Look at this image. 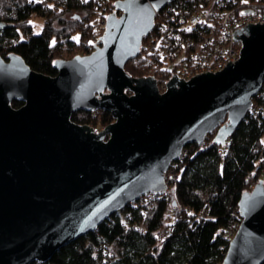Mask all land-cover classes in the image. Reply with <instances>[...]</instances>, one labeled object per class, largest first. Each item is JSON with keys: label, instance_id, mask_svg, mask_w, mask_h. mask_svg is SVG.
Masks as SVG:
<instances>
[{"label": "water", "instance_id": "water-1", "mask_svg": "<svg viewBox=\"0 0 264 264\" xmlns=\"http://www.w3.org/2000/svg\"><path fill=\"white\" fill-rule=\"evenodd\" d=\"M171 1L117 0L100 44L56 59V75L18 53L0 55V264L48 261L127 204L165 191V172L188 144L214 132L226 145L248 115L264 84V22L233 32L236 61L189 79L173 73L163 91L156 76L126 70ZM99 108L115 118L101 130L72 119ZM239 209L221 264H263L264 179Z\"/></svg>", "mask_w": 264, "mask_h": 264}, {"label": "trees", "instance_id": "trees-1", "mask_svg": "<svg viewBox=\"0 0 264 264\" xmlns=\"http://www.w3.org/2000/svg\"><path fill=\"white\" fill-rule=\"evenodd\" d=\"M116 1L50 0L44 7L36 0H0V21L8 24L0 30V55L18 53L33 69L56 75L54 61L66 50H90L100 44L99 11ZM183 2L184 9H194L200 0ZM34 16L44 18L38 34L33 33ZM125 68L134 76L150 74L143 51ZM157 77L160 84L165 80ZM260 93L253 100L264 106ZM22 103L13 101L17 107ZM72 119L97 130L115 118L110 110L99 108L76 111ZM247 119L225 146L214 142V132L202 144H188L187 166L168 197L157 195L151 206L141 203L142 198L138 205L131 202L95 230L66 243L48 261L31 264H221L230 242L226 231L241 221L242 194L264 179V112H249ZM125 211L133 214L129 226L121 220ZM162 233L166 236L159 237Z\"/></svg>", "mask_w": 264, "mask_h": 264}, {"label": "built area", "instance_id": "built-area-1", "mask_svg": "<svg viewBox=\"0 0 264 264\" xmlns=\"http://www.w3.org/2000/svg\"><path fill=\"white\" fill-rule=\"evenodd\" d=\"M36 1L44 7L50 2ZM106 5L103 4L100 9L96 25L100 36L106 29L108 14L118 11L115 2ZM183 5V0H173L157 11L155 25L141 44V51L150 64L149 75L165 77L161 84L158 82L161 90L167 88V82L173 77V73L189 79L197 73L220 70L230 60L236 61L240 56L242 42L239 37H233V32L249 22H264V0H200L199 6L194 9H184ZM260 94H264V91ZM260 111L264 112V106L253 100L249 112L257 115ZM244 120L248 121L247 116ZM232 139L230 136L227 144ZM188 155L189 149L185 147L165 172L167 189L161 193L150 192L143 195L141 203L151 206L157 195L168 197V192L181 178L187 166ZM260 160H264V154ZM133 203L138 205V200ZM239 215L241 216L240 211ZM132 217L131 211H125L121 220L125 226H129ZM240 223L241 221L236 222L227 229L226 238L229 241L235 236ZM160 236L165 237L166 234L162 233Z\"/></svg>", "mask_w": 264, "mask_h": 264}, {"label": "rangeland", "instance_id": "rangeland-1", "mask_svg": "<svg viewBox=\"0 0 264 264\" xmlns=\"http://www.w3.org/2000/svg\"><path fill=\"white\" fill-rule=\"evenodd\" d=\"M67 16H68V17H71L72 14L69 13V14H67ZM32 21H33V23H34L33 33H34V34H38V33H40V32L42 31V29H43L44 18H43V17H40V16H34V17L32 18ZM57 25H59V24H57ZM98 44H99V43H98ZM94 49H95V48H94V46H93L90 50H81V49L79 50V49H77V50H74L73 52L70 51V50H66L63 58H72L73 56H75V55H77V54H88V53L92 52ZM74 53H76V54L74 55ZM162 91H163V90H162ZM102 128H104V127H101V128H99V129H97V130H101ZM214 135H215V133H214ZM255 185H256V183H254V184L252 185V188H253ZM252 188H251V189H252Z\"/></svg>", "mask_w": 264, "mask_h": 264}]
</instances>
